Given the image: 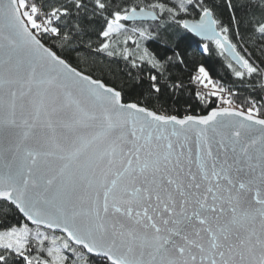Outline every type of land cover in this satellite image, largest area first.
<instances>
[{
    "label": "snow or ice",
    "instance_id": "6c2138e0",
    "mask_svg": "<svg viewBox=\"0 0 264 264\" xmlns=\"http://www.w3.org/2000/svg\"><path fill=\"white\" fill-rule=\"evenodd\" d=\"M0 264H264V0H0Z\"/></svg>",
    "mask_w": 264,
    "mask_h": 264
},
{
    "label": "trees",
    "instance_id": "16d2710c",
    "mask_svg": "<svg viewBox=\"0 0 264 264\" xmlns=\"http://www.w3.org/2000/svg\"><path fill=\"white\" fill-rule=\"evenodd\" d=\"M221 5H223V0H219ZM225 22L228 21V13L227 11L224 12L222 17ZM193 48H196V45H193ZM201 62H205L209 67V70L214 78L220 79L222 83L225 84L226 87L232 88L233 91H239L240 95H246L247 92L251 89V85H243L240 83H233V78L230 75L226 74V71L223 67V58L217 56L213 51L211 54L205 57H198ZM106 78L109 82L116 84L117 86L124 87L126 91H132V85L128 81L126 76V69L122 63L114 62L112 63L107 69H105ZM175 75L179 78H182L187 81L188 71L186 69H177L175 70ZM190 100V97L181 96L175 101L171 98L169 99V103H172L174 108H181L185 107V100ZM195 103L194 101H191Z\"/></svg>",
    "mask_w": 264,
    "mask_h": 264
}]
</instances>
